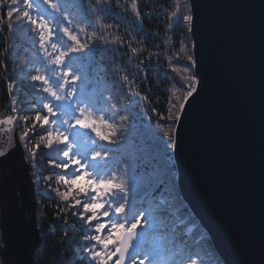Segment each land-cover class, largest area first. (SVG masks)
Masks as SVG:
<instances>
[{"label":"trees","instance_id":"obj_1","mask_svg":"<svg viewBox=\"0 0 264 264\" xmlns=\"http://www.w3.org/2000/svg\"><path fill=\"white\" fill-rule=\"evenodd\" d=\"M57 2L65 4L69 19L57 14L49 25L63 37V50L73 46L63 36L61 29L64 27L77 35L84 45L80 53L69 52L66 57L72 74L78 77L74 82L69 77L64 89L65 94L75 89V94L64 101L67 111L61 113L60 104L43 92L44 85L31 80L36 74L47 75L52 80L59 77L61 82L64 79L61 69L51 63L52 56L58 51L48 45L47 52L52 53L48 56L39 46L40 29L22 16V11L27 10L35 18L37 6L47 13H51V9L43 0H32V9H28L22 0L15 4L12 0H0V120L16 117L19 137H24L20 140L36 183L37 218L42 236V245L35 255L36 263L87 264L81 248L84 233H91V228L71 213L82 212V206L73 207L76 200L81 204L91 201V187L87 179L82 178L72 186L67 201L56 196L57 190H68L60 176L55 175L63 170L53 166L64 157L58 150L60 146L54 144L48 148L43 137L46 136L45 129H67V125L49 123L41 127L43 121L36 122L35 116L48 115L43 104L50 103L57 109V116L50 118L52 121H71L78 115V110L84 108L93 119L112 124L118 132L112 144L99 140L94 133L84 129L72 130L70 139L75 141L74 149L81 154L87 153L90 157L94 151L106 153V158L93 163L98 165L105 178L114 177L117 183L124 185L128 194L125 216L134 217L141 212L148 216L156 201L146 195L139 180L140 169L134 166L149 144L154 150L162 148L164 134L171 132L179 103L183 102L184 89L179 87V77L171 68L185 63L179 48L182 43L191 48L193 41L182 20L172 26V13L179 9L180 15L188 14L190 0H135L136 11L132 9L133 0ZM102 9H110V12L105 13ZM9 11H13L12 17L8 16ZM177 97L181 99L178 101ZM170 116L173 120H169ZM99 126L105 133L110 131ZM155 154L153 163L163 169L166 166L163 154L159 151ZM172 164L170 183L174 188L171 193L174 203L186 210L185 220L190 221L188 227L193 233L202 234L215 252L218 264H224L208 233L182 197L174 153ZM96 194L102 195L99 191ZM115 198L122 199V196L118 193ZM104 200L107 203L108 197ZM143 235L146 244L134 255L138 259L145 258L155 264H181L186 258L180 245L173 247L169 244V227L147 228ZM2 249L0 234V264H4Z\"/></svg>","mask_w":264,"mask_h":264},{"label":"water","instance_id":"obj_2","mask_svg":"<svg viewBox=\"0 0 264 264\" xmlns=\"http://www.w3.org/2000/svg\"><path fill=\"white\" fill-rule=\"evenodd\" d=\"M190 3L201 84L177 127L179 190L225 264H264V0ZM11 118L0 123L3 260L37 264L36 186Z\"/></svg>","mask_w":264,"mask_h":264},{"label":"snow or ice","instance_id":"obj_3","mask_svg":"<svg viewBox=\"0 0 264 264\" xmlns=\"http://www.w3.org/2000/svg\"><path fill=\"white\" fill-rule=\"evenodd\" d=\"M28 9H32V0H22ZM99 2V0H97ZM12 3H17V0H12ZM45 5L51 9V13L41 11L38 6L35 13V18L30 15L27 10L22 11V16L26 22L40 29L39 46L45 51L48 56L52 53L47 52V46L53 50H57L58 54L52 56L51 63L57 68L61 69L63 81L59 77L54 80L50 79L47 75L36 74L31 76V80L39 82L43 87V92L54 98L60 104L59 111L66 113L67 108L64 106V101L67 97L75 94V89L64 93L65 87L71 81H76L77 76L72 74V69L66 62L68 53H80L84 45L78 39L77 35L71 33L68 28L61 29L63 36L67 37L68 41L72 42V47L67 51L63 50V37H61L52 26L49 25L50 20H55L57 14H63L65 19H69L65 11V4L57 2V0H43ZM133 11H136L137 4L135 0L132 3ZM17 11H21L17 9ZM105 13L110 12V9H102ZM8 16H13V11L8 12ZM139 13L137 12V18ZM175 18L173 24L181 21L186 25V30L194 35V17L191 11L188 14H179V9L172 13ZM47 33V35L45 34ZM196 45L193 44L191 48L182 43L179 52L185 61L183 64H177L171 68L172 73L179 77L177 81L180 88L184 89L182 96L183 102L179 103L178 112L174 117L171 132L165 133V143L162 148L154 150L152 145L149 144L142 150V157H138V162L135 168L140 169L139 180L142 182L146 195L150 199L156 201L153 208L149 209V215L145 216L143 212L134 217L125 216L127 200V191L122 183H117L115 178H105L98 165L93 163L100 159L106 158V153L94 151L90 157L87 153L81 154L74 149L75 141L70 137L73 135L74 129L89 130L94 133L101 141L108 144L114 143V137L118 135L116 128L105 120L97 121L91 115L85 113L84 108L78 110V115L71 121L65 119L62 122L59 120L52 121L50 118L57 116L56 106L50 103L43 104V110H46L48 115L41 116L37 114L35 121H43L41 127L49 123L67 125V129L60 127L54 128L49 131L45 129L46 146L52 148L55 145L60 146L58 150L62 152L64 159L58 163H54V168L62 169V173H55L60 176L63 184L67 186V191H56V196H59L64 201L69 199L72 193V186L85 178L87 179L92 197L90 202L81 204L80 200H76L73 207L82 206V212L71 213L73 216H78V220L85 222L91 228V233H84V243L81 248V254L85 256L87 264H155L154 261L145 258H137L130 252L133 241L137 239L138 235L143 236L147 228L169 227L171 236L169 244L173 247L180 245L186 252V258L181 261V264H218L215 252L207 245V241L203 238L202 234L193 233L192 229L188 227L190 221L185 220L186 210H182L174 203L171 193L174 188L170 183L171 174L173 170L172 153L178 148V131L177 127L182 122V116L186 114V106H190L189 102L198 94V89L201 84L200 71H199V57L195 51ZM135 51V50H133ZM179 59V58H178ZM11 88V86H10ZM57 88L60 91H57ZM181 97H177L179 101ZM70 106V105H69ZM173 120V117H169ZM0 123H12V118L9 117L7 121H0ZM102 125L110 129L108 133L101 130ZM35 126V125H33ZM24 139L23 136L20 137ZM37 149L39 145L36 146ZM156 151L163 154V159L166 166L160 169L156 163ZM11 155L9 152L0 151V158H5ZM31 159V156L29 157ZM50 163H52L50 161ZM167 178V179H165ZM102 195H97V192ZM121 194L122 199H116L117 194ZM104 197H108L106 203ZM97 209H100L97 212ZM90 214V215H88ZM124 217V219H121ZM102 218V219H101ZM81 227L84 225L81 224ZM147 226V228H146ZM138 230H140L138 232ZM119 234V235H117ZM5 264L7 259L5 257Z\"/></svg>","mask_w":264,"mask_h":264},{"label":"bare ground","instance_id":"obj_4","mask_svg":"<svg viewBox=\"0 0 264 264\" xmlns=\"http://www.w3.org/2000/svg\"><path fill=\"white\" fill-rule=\"evenodd\" d=\"M190 11L192 12L191 3H190ZM177 24V23H176ZM175 24V25H176ZM0 234H1V228H0Z\"/></svg>","mask_w":264,"mask_h":264}]
</instances>
